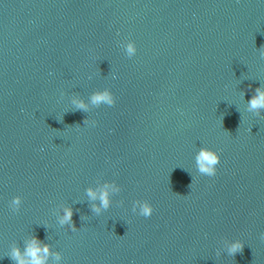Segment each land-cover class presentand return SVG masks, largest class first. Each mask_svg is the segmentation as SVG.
Masks as SVG:
<instances>
[{"label": "water", "instance_id": "1", "mask_svg": "<svg viewBox=\"0 0 264 264\" xmlns=\"http://www.w3.org/2000/svg\"><path fill=\"white\" fill-rule=\"evenodd\" d=\"M261 86L264 0H0V264L33 235L64 264H264V118L246 111ZM104 89L114 106L71 104ZM110 181L95 216L86 190Z\"/></svg>", "mask_w": 264, "mask_h": 264}, {"label": "clouds", "instance_id": "2", "mask_svg": "<svg viewBox=\"0 0 264 264\" xmlns=\"http://www.w3.org/2000/svg\"><path fill=\"white\" fill-rule=\"evenodd\" d=\"M122 49L127 57H135L138 48L134 41H128L122 45ZM116 97L110 89L94 92L86 103L77 96L71 99L72 106L79 111L88 112L90 106L99 107L101 105L114 106ZM246 111L257 118H264V86L257 87L251 99L247 102ZM94 121L85 120V125H94ZM251 131V130H250ZM221 163L219 152L208 147H201L195 154V169L202 176L214 177L218 172ZM192 185H190L191 187ZM122 191L120 185L115 181L104 182L97 187H89L86 195L91 202V212L95 216H101L113 206V197ZM123 206V201L120 202ZM23 200L20 196L14 197L10 201L9 207L13 212H19L22 208ZM132 212L144 218L153 216L155 209L148 201L137 200L132 205ZM75 211L70 206L62 207V214L57 215V222L60 227H66L70 231H78L73 221ZM86 217H81V220ZM244 243L241 240H231L226 242L224 251L230 257H235L242 252ZM8 257L13 264H64V257L60 252H53L49 244L44 243L35 235L24 241L23 248L14 245ZM3 258H0L2 260Z\"/></svg>", "mask_w": 264, "mask_h": 264}]
</instances>
